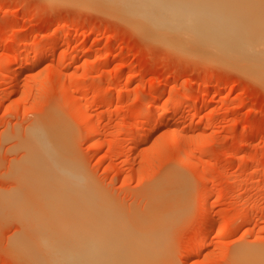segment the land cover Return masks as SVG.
Segmentation results:
<instances>
[{
	"label": "rangeland",
	"instance_id": "obj_1",
	"mask_svg": "<svg viewBox=\"0 0 264 264\" xmlns=\"http://www.w3.org/2000/svg\"><path fill=\"white\" fill-rule=\"evenodd\" d=\"M136 30L97 7L0 0V264H32L13 244L36 231L7 196L50 123L92 201L149 232L148 264L264 262V81Z\"/></svg>",
	"mask_w": 264,
	"mask_h": 264
},
{
	"label": "bare ground",
	"instance_id": "obj_2",
	"mask_svg": "<svg viewBox=\"0 0 264 264\" xmlns=\"http://www.w3.org/2000/svg\"><path fill=\"white\" fill-rule=\"evenodd\" d=\"M62 1L97 7L127 21L137 32L140 30L146 34L149 40L175 47L185 54L218 61L264 81V0ZM37 54L34 53L30 60H35ZM182 101L176 103L182 104ZM158 109L153 107L149 114H156ZM138 112L139 115L144 113L143 109ZM50 124L35 126L30 131L36 144L35 153L31 151V145L25 149L26 155L33 157L30 170L24 172V176L22 173L15 176L17 182L24 183L23 189L18 186L17 193L7 196L10 198L7 204L11 205L7 207L13 212L8 210L11 214L16 213L18 219H15L36 231L34 238L22 233L14 241V250H18L15 253L28 254L32 264H148L153 250L149 232L142 236L122 217L111 213L106 203L92 201L81 171L63 148L65 137L62 131L58 125ZM92 128L93 137L98 133ZM180 179L184 178L180 176ZM184 183L179 186L183 188ZM205 195H201V207L206 205L208 196ZM4 207L2 210L8 211ZM219 232L227 231L222 226ZM209 243L206 241L202 245Z\"/></svg>",
	"mask_w": 264,
	"mask_h": 264
}]
</instances>
